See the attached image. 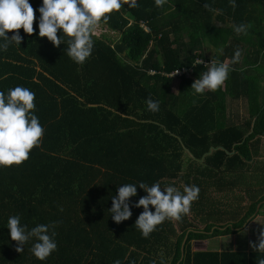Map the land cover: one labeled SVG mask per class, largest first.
<instances>
[{
    "label": "trees",
    "instance_id": "trees-1",
    "mask_svg": "<svg viewBox=\"0 0 264 264\" xmlns=\"http://www.w3.org/2000/svg\"><path fill=\"white\" fill-rule=\"evenodd\" d=\"M29 3L34 33L20 29V46L0 48V92H34L44 135L22 166H0V264H258V251L192 247L264 216V202L256 213L264 200V0H235V8L230 0H168L162 8L137 0V8L125 5L101 23L120 38L93 36L83 66L66 43L57 48L39 36L42 0ZM241 24L251 25L247 35L234 31ZM214 62L229 64L224 87L195 94L192 84ZM183 68L192 77H181L173 93L166 75ZM228 97L247 105L241 125H228ZM149 98L159 101L158 112L148 110ZM141 182H159L162 191L195 185L199 198L189 215L144 238L135 227L143 212L135 205L147 195ZM124 184L137 185V195L130 219L117 224L110 209ZM17 215L28 230L54 225L57 249L46 260L33 255L35 238L16 252L7 222Z\"/></svg>",
    "mask_w": 264,
    "mask_h": 264
},
{
    "label": "clouds",
    "instance_id": "clouds-1",
    "mask_svg": "<svg viewBox=\"0 0 264 264\" xmlns=\"http://www.w3.org/2000/svg\"><path fill=\"white\" fill-rule=\"evenodd\" d=\"M231 6L236 7L235 0H230ZM168 0H155L157 7H163ZM137 8V0H42L39 8V36L47 38L54 47L67 44V55L77 64H83L90 58L97 30L101 23L107 24L112 13H119L123 6ZM204 7L215 12L209 4ZM35 10L29 0H0V39L3 43L0 48L7 51L11 43L21 44L22 37L19 30L23 29L26 35L34 33ZM251 25L241 24L234 28L237 35L248 34ZM63 33L67 39L58 36ZM13 33L9 38L8 33ZM102 37V36H101ZM98 37V38H101ZM241 51L236 50L231 63L239 62ZM228 63H212L208 71L192 84L191 89L195 94H203L205 91H216L221 88L229 76ZM35 93L25 87L17 86L5 95L0 92V166L10 168L13 165L22 166L29 159V154L34 148L42 144L44 129L38 117L34 114ZM148 110L155 113L160 109L159 101L151 98L146 101ZM138 187L147 195L141 197L135 205L143 208L135 227L141 231L144 238H148L158 225L166 220L180 221L191 213V205L199 198V187L183 186L181 192L178 188L167 186L161 189L160 183L149 186L141 182ZM137 195V185L124 184L118 188V195L112 198V219L120 224L132 216L129 200ZM150 206L155 211L150 210ZM54 225H37L28 230L21 224L20 217L11 216L7 222L11 240L16 242V252L22 253L24 245L32 238L36 242L31 251L40 261L46 260L57 249L54 237L55 231H51ZM50 233V234H49ZM254 250L264 253V230L258 237V245H250ZM114 264H120L117 260ZM258 264H264V258L258 260Z\"/></svg>",
    "mask_w": 264,
    "mask_h": 264
},
{
    "label": "rangeland",
    "instance_id": "rangeland-1",
    "mask_svg": "<svg viewBox=\"0 0 264 264\" xmlns=\"http://www.w3.org/2000/svg\"><path fill=\"white\" fill-rule=\"evenodd\" d=\"M106 36L107 38H109L111 41L115 42L117 39L120 38L121 33L120 32H115V31H111L110 29H108L106 26L101 25L99 27V29L97 30L95 36L96 37H100V36ZM209 54L210 55H214L216 50L212 47L209 46L208 48ZM180 79L178 77H172V86H171V90L173 93L177 92L178 89V84L180 83ZM264 94V89L261 91ZM240 100H232L230 97L227 98L226 102H227V121H228V125H233V124H237V123H241L243 121H245L244 117L247 114V107L244 101L239 102ZM262 102H264V96L262 97ZM184 158H187V156H185ZM260 159V158H259ZM262 179V177H258L257 181H255L256 183L260 182ZM255 183V184H256ZM263 216V215H261ZM258 220V219H257ZM259 220H263V219H259ZM253 223V222H252ZM252 223L250 224V230H246V231H242L241 233H238L235 238L234 237H216L213 239L209 240L208 243V249L205 247V245L207 244V241L205 240L204 244L202 245H194L192 247V250L194 251H208V250H212L214 247H219V250H224L223 252H227V251H256L254 250L252 247H246L243 248V245H248L249 239L251 240L249 243L251 244H257L258 245V237L259 234L262 230H264V221L261 223V221H257V224L255 227H251ZM235 235V234H233ZM228 241V244H227ZM226 243V244H225ZM227 245H230L229 247ZM218 249V248H217ZM219 251V252H220Z\"/></svg>",
    "mask_w": 264,
    "mask_h": 264
},
{
    "label": "crops",
    "instance_id": "crops-1",
    "mask_svg": "<svg viewBox=\"0 0 264 264\" xmlns=\"http://www.w3.org/2000/svg\"><path fill=\"white\" fill-rule=\"evenodd\" d=\"M249 52L250 51V54H251V47H250V49H248V47H245V49H244V55H246V53H247V51ZM216 53V52H215ZM223 87H224V85H223ZM264 89V82L262 83V90ZM264 96V94H263V92L261 93V101H262V97ZM239 102H242V100H240ZM246 107H247V105H246ZM248 117H249V112H248V108H247V114H246V116L244 117V119H245V121H246V119H248ZM245 121H243V122H241V123H237V124H233V125H241L242 123H244ZM257 162V161H256ZM256 162H254V164L256 163ZM258 164V163H257ZM262 164H264V163H262ZM261 164V165H262ZM259 177V176H258ZM258 219V220H257ZM259 219H263V220H259ZM257 221H261V223L264 221V216H261V215H259V216H256V218L255 219H253L252 221H250L243 229H241V230H239L238 231V233H241L243 230L244 231H246V230H250V224L252 223V225H251V227H255L256 226V224H257ZM238 233H236L235 235H229V236H224V237H234L235 238V236L238 234ZM210 240V239H209ZM209 240H206L207 241V244L205 245V247L208 249V243H209ZM251 240L249 239V242H248V245H243L242 244V246H243V248H246V247H251L250 246V244L249 243H251L250 242ZM202 243H200L199 245H202V244H204V242H205V240L204 241H201ZM193 244H194V242H193ZM226 244V243H225ZM227 244H228V241H227ZM228 247L230 246V245H227ZM218 248V249H217ZM199 251H201V250H199ZM208 251H210V250H208ZM211 251H220L219 250V247H214ZM224 250H221L220 252H223ZM248 252V251H247ZM252 252V251H251Z\"/></svg>",
    "mask_w": 264,
    "mask_h": 264
},
{
    "label": "built area",
    "instance_id": "built-area-1",
    "mask_svg": "<svg viewBox=\"0 0 264 264\" xmlns=\"http://www.w3.org/2000/svg\"><path fill=\"white\" fill-rule=\"evenodd\" d=\"M141 26L145 27L144 21H142ZM197 64L209 65L210 63L207 62V61L204 62L203 60H199ZM150 74H154V72L151 71ZM166 76L167 77H170V78H172V77L181 78L183 76H186V78H191L192 77V74H191L190 70H188L186 68H183V69H180V70L173 71L172 73L167 74Z\"/></svg>",
    "mask_w": 264,
    "mask_h": 264
},
{
    "label": "water",
    "instance_id": "water-1",
    "mask_svg": "<svg viewBox=\"0 0 264 264\" xmlns=\"http://www.w3.org/2000/svg\"><path fill=\"white\" fill-rule=\"evenodd\" d=\"M264 202V200L261 202V203H259L258 204V206H257V210H256V213L260 210V206H261V204ZM200 243H202L201 241H194V245H198V244H200ZM182 244H184V241H183V243Z\"/></svg>",
    "mask_w": 264,
    "mask_h": 264
}]
</instances>
